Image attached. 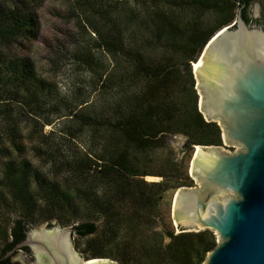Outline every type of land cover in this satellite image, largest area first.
<instances>
[{
    "label": "trees",
    "instance_id": "trees-1",
    "mask_svg": "<svg viewBox=\"0 0 264 264\" xmlns=\"http://www.w3.org/2000/svg\"><path fill=\"white\" fill-rule=\"evenodd\" d=\"M44 1L0 0V264H21L13 258L18 251L5 257L7 252L25 238L26 230L42 223L52 226L55 219L64 226L73 225L75 233L87 239L84 243H75L86 260L103 257L118 264H202L217 244L211 230H156L152 243L141 240L140 255L127 256L124 248L129 241L127 234L119 237L128 229L121 220L122 209L131 205L135 217L127 218L139 226L140 208H159L169 189L193 185L182 163L170 160L161 170H151L147 162H140L147 152L163 147L170 135H186L187 148H193V144H223L218 122L207 121L199 109L192 62L198 61L215 33L236 20L240 7L248 24L264 28V8L260 18L252 17L248 10L253 2L261 0H186L189 2L186 7L194 13L190 19H184L175 10L185 0L179 3L156 0V7L148 11L147 22L152 28L148 41L156 46H171L182 53L178 58L183 66L175 64L172 56L147 62L141 51L134 55L127 48L125 28L120 25L121 11L111 12L109 5L105 8L102 4L103 0H71L82 26L98 35V48L115 58L109 74L105 78L102 74L99 76L104 78L102 85L113 90L116 97L105 123L79 110L70 114L76 123L79 120L81 130L97 123L108 132L95 158L87 153L61 159L53 145L36 146V151L40 156L45 155L52 167H64L67 173L79 177V184L66 185L23 155L25 144L19 109L27 106L37 113L43 107L46 92L51 90L48 81L38 77L33 58L15 53L12 48L33 41L43 42L37 9ZM208 12L214 13L215 18L213 23L206 24L203 17ZM88 49L86 52L91 50ZM86 52L84 56L89 64L94 58L98 60L93 53L89 54V60ZM119 54H132L130 61L136 69H121L120 60L116 58ZM132 71L140 75L139 83L143 88L130 95L132 84L127 81ZM182 83L187 94L178 98L175 89ZM51 122L47 120L48 124ZM70 134L77 136L75 132ZM91 167L94 170L91 171ZM147 175H158L162 179L148 182L144 179ZM79 198L82 205L77 201ZM82 208L86 211H81ZM101 219L106 231L99 233ZM109 233L114 238L112 247L107 249L104 247L107 244L98 239L108 237ZM165 238L169 242L164 243ZM22 249L32 254L28 247Z\"/></svg>",
    "mask_w": 264,
    "mask_h": 264
},
{
    "label": "water",
    "instance_id": "water-1",
    "mask_svg": "<svg viewBox=\"0 0 264 264\" xmlns=\"http://www.w3.org/2000/svg\"><path fill=\"white\" fill-rule=\"evenodd\" d=\"M263 3L249 6L252 17L258 18ZM242 9L232 25L213 35L193 70L200 111L219 123L225 143L238 148L193 144L189 172L199 186H182L174 196L178 232L216 235L202 264H264V28L248 24ZM25 233L5 257L28 247L34 264H117L84 259L73 225L31 227Z\"/></svg>",
    "mask_w": 264,
    "mask_h": 264
},
{
    "label": "rangeland",
    "instance_id": "rangeland-1",
    "mask_svg": "<svg viewBox=\"0 0 264 264\" xmlns=\"http://www.w3.org/2000/svg\"><path fill=\"white\" fill-rule=\"evenodd\" d=\"M158 1L161 2V0ZM175 2L179 3L181 0H175ZM188 3L185 0L181 6L175 7L176 12L180 15L182 14L181 16L184 19L194 17L193 10L186 7ZM102 4L105 5V8L109 5L111 12L116 13L121 11L120 25L125 28L127 48L131 49L134 55L137 51H141L147 62H154L162 56H172L174 57L175 64H179L181 59L178 57L182 53L177 52L171 46L163 44V46H156V43L151 44L148 41L152 36V28L147 22L148 11L156 7V0H122L120 3H115L114 0H103ZM263 8L264 3L260 8L258 18L262 17ZM75 9L71 5V0H45L37 9L41 21L43 42L33 41L30 44L24 46L18 45V47L12 48L15 53L29 55L33 58L38 77L48 81V84H50L48 86L51 90H49L50 92H46L45 99L42 102L43 107L37 113L30 111L27 106L19 109L25 144L23 155L32 160L36 167L43 169L46 174H51L52 177L61 180L65 185L66 183L79 184V177L70 175L64 170V167L61 169H57V166L52 167L45 160V155L40 156V153L36 151V146L41 144L46 148L48 144L53 145L55 154L61 159L68 155H85L87 153H91V156L95 158V154L101 152L102 145L109 136L108 132L99 128L97 123L87 126L85 130H81L79 120L76 123V120L71 119L70 114L74 110H79V112L88 114L94 119L99 120V122L105 123L107 122V116L111 113V105L115 101L114 97H116L113 95V90L102 85L105 75L109 74L108 70H111L115 65V58L112 54L98 48L96 44L98 35L89 28L82 26L78 12ZM214 18L215 14L208 12L203 17V20L206 24H209L214 22ZM234 22L235 20L228 24V26ZM86 48L91 50L88 49L89 51L86 52ZM85 52L89 60V54L92 55V53V56L95 55L98 60L94 58L93 63L89 64L84 56ZM116 58L120 60L121 69L125 68L127 71L128 68L130 71L136 69L135 64L130 61L132 54L128 56L119 54L116 55ZM179 65L183 66L182 63ZM100 74L104 78L101 79ZM139 79L141 80L139 74H133V71L130 72L127 82L132 84V87L129 88L128 94L133 95L143 88L141 83H139ZM175 91L178 98H182V96L184 97L187 94L183 83ZM47 120L52 122L48 124ZM71 132H75L77 136L73 137L70 134ZM192 147L187 148L186 135L181 133L173 134L166 139V144L163 147L147 152L146 155L140 158V162H147L151 170H161L165 163L170 160L182 163L193 181L192 186L185 187L199 186L189 172L190 163L195 151L193 145ZM219 147L225 148L228 151L238 149L236 146L229 145L224 141ZM92 170H94L93 167H91ZM144 179L148 182H153L161 180L162 177L147 175L144 176ZM176 191V189H169L165 193L162 202H160L159 208H140L137 216L140 222L139 226L129 221L132 219L131 217H135L132 206L127 205L122 209L124 215L121 220L128 229L125 230L126 232L124 231V234L120 233L119 237L127 234L125 237L129 241H126V246L124 247L127 256L130 254L133 256L140 255L142 249L141 240L146 239L152 243V236L156 230L174 229L178 232L172 215ZM151 193H153V190ZM80 199H77L79 204L81 203ZM118 206L122 208L121 205ZM81 211L85 212L86 208H82ZM14 215L16 214L14 213ZM127 217H130V219ZM52 222L53 225L64 226L57 222L56 219ZM98 222L100 224L99 233H102L103 230L106 231L102 224L103 219ZM34 227H47V223ZM113 238V235L109 233L108 237L102 236L98 241L107 244L104 247L108 249V246L113 243ZM129 238H133L134 240L130 241ZM85 240L87 239L80 238L76 233L74 234L75 243H84ZM167 242H169V239L165 238L164 243ZM13 258L20 261L21 264H34L32 254L27 253L23 249L19 250ZM115 262L118 264V261Z\"/></svg>",
    "mask_w": 264,
    "mask_h": 264
},
{
    "label": "bare ground",
    "instance_id": "bare-ground-1",
    "mask_svg": "<svg viewBox=\"0 0 264 264\" xmlns=\"http://www.w3.org/2000/svg\"><path fill=\"white\" fill-rule=\"evenodd\" d=\"M199 61V60H198ZM197 62H194V67H196ZM199 147V146H198Z\"/></svg>",
    "mask_w": 264,
    "mask_h": 264
}]
</instances>
